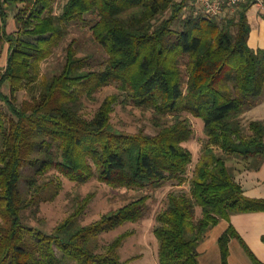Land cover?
<instances>
[{
	"label": "trees",
	"instance_id": "1",
	"mask_svg": "<svg viewBox=\"0 0 264 264\" xmlns=\"http://www.w3.org/2000/svg\"><path fill=\"white\" fill-rule=\"evenodd\" d=\"M19 1L25 5L16 14L18 28L9 30L6 3ZM190 2L0 0V40L10 43L1 83L8 82L14 96L0 90L13 112L0 110V264H64L67 259L132 264L122 261L118 251L130 232L120 235L106 253H96L88 243L94 233L140 220L148 194L90 226L78 223L80 210L48 233L24 222L31 201L22 195V171L42 151L39 172L56 166L77 183L98 173L114 186L155 189L169 180L182 184L194 161L193 152L183 145L194 134L182 116L185 112L204 120L207 140L190 193L172 192L158 217L160 263L202 264L198 246L220 219L264 211V198L246 195L231 166L233 161L244 167L264 161V120L242 121L243 113L264 98V48L249 44L251 6L222 17H183L184 8L195 9ZM80 22L90 25L95 41L107 52L104 67L89 68L90 56L79 55L69 44L60 72L44 78L38 95L29 92L17 103V93L38 80L41 63ZM113 82L125 91V103L154 110L160 127L156 134L116 130L111 118L117 95L107 97L91 119L82 114L85 93ZM171 114L175 123H163ZM30 184L38 186L36 179ZM234 236L241 238L230 225L220 237L222 264H230ZM245 246L256 264H264Z\"/></svg>",
	"mask_w": 264,
	"mask_h": 264
},
{
	"label": "rangeland",
	"instance_id": "2",
	"mask_svg": "<svg viewBox=\"0 0 264 264\" xmlns=\"http://www.w3.org/2000/svg\"><path fill=\"white\" fill-rule=\"evenodd\" d=\"M191 4L194 5L193 2H190ZM24 5L25 3L22 1L12 4L6 3L7 9L11 13L8 20L9 30L18 28L16 14ZM191 13H197L196 7L195 9L184 8L182 16L185 17ZM176 26H180L179 22L176 23ZM22 38H29V36L23 34ZM33 39L34 37H32ZM69 44H74L79 55L90 56L89 68L101 70L104 67L108 54L95 41L90 25L84 22L73 24L70 35L63 40L49 59L41 63L40 72L37 75L38 80L17 93V103H23L24 96L29 92L38 95L44 78L60 72L66 61ZM9 55V41L0 40V90L4 95L14 99L10 84L8 82L1 83V76L8 64ZM124 94L125 91L116 82L102 85L99 89H90L84 95L86 100L82 114L91 119L107 97L117 95L118 98L114 103L115 110L111 118L113 127L123 133L132 134L144 131L148 134H156L160 127L155 123L154 110L142 111L133 104L125 103L123 101ZM0 110L13 113L10 103L1 96ZM182 116L189 120L194 129L192 138L183 143L194 154V161L190 165L184 183L179 184L178 180H169L162 187L155 189L114 186L102 180L98 173L87 182L77 183L56 166L39 172V164L44 159V152L39 151L33 155L37 161L26 164L22 171V195L31 201V205L23 213L25 224L36 230L53 233L67 218L81 210L77 214L78 223L82 226H90L96 224L106 214H111L131 201L148 194L145 215L140 220L126 222L117 228L94 233V236L90 237L88 245L96 253H106L120 235L130 232L128 238L118 249L121 260H130L132 264H161L159 259L161 242L155 234V229L161 225L158 217L167 209L169 196L172 192L185 191L190 193L196 165L204 155L207 140L202 118H197L189 112L183 113ZM253 119L264 120V98L260 104L247 109L242 115V121L245 125ZM162 121L165 124H173L176 120L171 114ZM31 179H36L38 186L30 184ZM201 216L202 209L198 207L197 218ZM224 231L225 223H220L208 230L205 239L198 247L202 264H221V251L217 238ZM231 247L233 255L236 254L237 249H239L237 241L231 243ZM204 248L205 251H203ZM56 251L59 256H62L59 249L56 248ZM64 264L78 263L75 260L67 259Z\"/></svg>",
	"mask_w": 264,
	"mask_h": 264
},
{
	"label": "crops",
	"instance_id": "3",
	"mask_svg": "<svg viewBox=\"0 0 264 264\" xmlns=\"http://www.w3.org/2000/svg\"><path fill=\"white\" fill-rule=\"evenodd\" d=\"M249 16L252 23L249 44L255 49L264 48V13L252 9ZM243 164L245 163L239 162L236 164L235 162L234 165V161L231 162V166L235 167L236 180L243 186L245 194L249 197L264 198V161L245 167ZM231 219H220V222L215 225L225 223V231L223 233L227 231L230 225H233L241 237L234 236L229 242V263L256 264L245 244L264 263V211L235 213L231 216ZM223 233L217 238L219 246V240ZM202 241L199 246L202 244ZM235 241H237V247L240 250L237 249L236 254L233 255L231 243ZM203 251H205V248Z\"/></svg>",
	"mask_w": 264,
	"mask_h": 264
},
{
	"label": "built area",
	"instance_id": "4",
	"mask_svg": "<svg viewBox=\"0 0 264 264\" xmlns=\"http://www.w3.org/2000/svg\"><path fill=\"white\" fill-rule=\"evenodd\" d=\"M193 3L197 13L207 17L233 14L246 4H250L251 10L264 13V0H193Z\"/></svg>",
	"mask_w": 264,
	"mask_h": 264
}]
</instances>
